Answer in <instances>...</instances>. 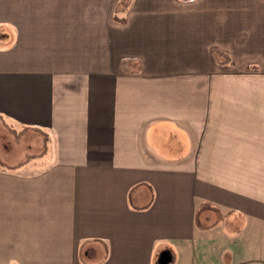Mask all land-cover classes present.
<instances>
[{
	"label": "crops",
	"instance_id": "obj_1",
	"mask_svg": "<svg viewBox=\"0 0 264 264\" xmlns=\"http://www.w3.org/2000/svg\"><path fill=\"white\" fill-rule=\"evenodd\" d=\"M0 124V264H264V0H0Z\"/></svg>",
	"mask_w": 264,
	"mask_h": 264
},
{
	"label": "rangeland",
	"instance_id": "obj_2",
	"mask_svg": "<svg viewBox=\"0 0 264 264\" xmlns=\"http://www.w3.org/2000/svg\"><path fill=\"white\" fill-rule=\"evenodd\" d=\"M17 145L18 138L15 130L12 127L0 124V163L10 165L8 169H15L16 167L14 166L23 161L22 156L19 157L18 154L20 151L24 153V150L15 147ZM9 156H13L14 158ZM3 160H8V163Z\"/></svg>",
	"mask_w": 264,
	"mask_h": 264
},
{
	"label": "trees",
	"instance_id": "obj_3",
	"mask_svg": "<svg viewBox=\"0 0 264 264\" xmlns=\"http://www.w3.org/2000/svg\"><path fill=\"white\" fill-rule=\"evenodd\" d=\"M132 64H133V62L130 61V60H125V61H123V64H122L123 69L126 70V71H129V72H130V70H131V65H132ZM137 68H138V67H137Z\"/></svg>",
	"mask_w": 264,
	"mask_h": 264
}]
</instances>
